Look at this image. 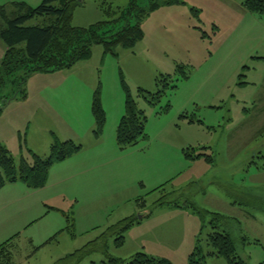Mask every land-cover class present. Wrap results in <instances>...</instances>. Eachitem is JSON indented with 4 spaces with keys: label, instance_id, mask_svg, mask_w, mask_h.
Masks as SVG:
<instances>
[{
    "label": "rangeland",
    "instance_id": "obj_1",
    "mask_svg": "<svg viewBox=\"0 0 264 264\" xmlns=\"http://www.w3.org/2000/svg\"><path fill=\"white\" fill-rule=\"evenodd\" d=\"M77 1L72 24L87 27L111 19L107 12L124 9L131 0ZM19 2L36 8L41 0H0V6L10 12ZM138 2L157 4L141 23L143 42L117 46L115 55L94 45L90 58L69 69L33 73L24 95L19 93L0 112V143L16 164L21 157L30 161L29 151L46 158L52 143L67 140L93 147L88 157L99 164L89 189L65 178L72 164H53L49 191L42 197L56 195L46 204L59 209L45 205L43 215L28 224L24 216L32 199L26 197L24 184L7 182L0 188L11 230L18 232L12 239L13 264H52L132 214L142 217L141 224L125 232L121 247L114 245L116 235L99 241L109 255L127 260L142 251L187 264L188 255H181L186 230L175 225H200L201 218L191 208H175L185 204L222 214L218 230L230 234L237 255L248 264H264V59L257 58L264 54V16L245 10L242 0ZM249 17L262 19V25L254 27ZM214 26L219 32L211 39ZM5 49L0 39V63ZM179 66L188 77L178 78L175 89H165L151 103L164 75L174 77ZM123 85L146 122L144 138L119 148L115 136L125 111ZM97 88L105 123L95 143L91 106ZM185 150L211 154L214 163L188 159ZM210 218L205 216L201 228L205 263L226 264L223 257L209 254ZM158 221L164 225L154 229ZM106 260L98 249L78 264Z\"/></svg>",
    "mask_w": 264,
    "mask_h": 264
},
{
    "label": "trees",
    "instance_id": "obj_2",
    "mask_svg": "<svg viewBox=\"0 0 264 264\" xmlns=\"http://www.w3.org/2000/svg\"><path fill=\"white\" fill-rule=\"evenodd\" d=\"M78 3L80 1L77 0H41L38 7L32 8L19 2L12 5L14 7L10 12L0 6V39L6 48L0 63V112L9 101L17 98L19 93L24 95V84L33 73H49L69 69L78 61L90 58L94 45H102L104 54L113 55H115L114 50L117 46L132 47L143 38L141 23L157 7L156 3L141 6L138 0H131L124 9L107 12L109 15H113L111 19L87 27H78L72 24L73 10ZM241 4L249 12L264 16V0H242ZM186 71L183 66H179L174 77L170 74L164 75L161 89L152 94L150 102L159 101L165 89H175L178 78L188 77ZM5 88L9 90L3 94ZM98 88L94 92L91 106L95 124L93 134L96 137L102 134L105 123V112L100 105ZM123 89L127 93L125 111L118 123L115 136L119 148L135 145L144 138L146 122L143 111L137 109L136 103L127 92L125 85H123ZM139 90L142 91V89ZM80 149L81 145L72 140L55 141L50 145L46 158L29 151L31 160L21 157L20 162L16 164L8 149L0 143V188L7 182L18 181L30 188H41L47 182L50 167ZM184 154L191 160L202 157L208 163L213 161L211 155L203 153L192 155L185 150ZM143 205H145L144 202L140 206ZM175 207L191 208V211L197 213L201 218V228L206 222L205 216H211L208 226L212 231L206 235L207 244L213 249L209 253L210 255L223 257L226 264H248L237 255L235 243L230 234L225 230H218L219 220L223 218L222 214L199 210L193 204L175 205ZM141 219L142 217L135 215L120 219L109 226L97 240L88 242L52 264H78L84 257L98 249L107 257L104 264H172L165 258L154 257L142 251L136 252L127 260L113 257L108 254L106 244L99 243L109 235H116L114 245L121 247L125 241V232L133 225L139 224ZM66 220L69 223L68 216H66ZM70 225L71 223H69ZM201 231H199L195 245L188 255L187 264H206V254L200 244ZM17 235L0 244V264H13L12 239Z\"/></svg>",
    "mask_w": 264,
    "mask_h": 264
},
{
    "label": "crops",
    "instance_id": "obj_3",
    "mask_svg": "<svg viewBox=\"0 0 264 264\" xmlns=\"http://www.w3.org/2000/svg\"><path fill=\"white\" fill-rule=\"evenodd\" d=\"M241 6H242V4H241ZM245 10H247V9H245ZM249 18H250V21L252 22V25L254 27H258V26L262 25V21H261L262 19H260L259 17H258L259 19H256V17H249ZM214 28L216 30L211 35V37H210L211 39L214 38L217 35V33L219 32L218 26H214ZM144 37H145V35H143V38L141 39L142 41L140 40V42H143ZM257 58L264 59V54H260L259 56H257ZM238 83L244 84V83H246V81L239 80ZM252 84H254V83H252ZM91 129L93 130L94 127ZM100 136L96 137L93 134L95 143L99 142V140L101 138ZM91 148H93V147H91ZM91 148L85 149V147L83 145H81V149L78 152H76L75 154L71 155L70 157L66 158L63 161L58 162L59 164H62L63 162H68V164H72V167L69 169V173L66 172L65 178L74 179L77 183L82 184L84 186V189H89L91 187V184H89V183L92 181H96L98 178L97 174H96V177L92 176V174L94 173L93 172L94 169H99V164L96 163V161H94L90 157H88L90 150H92ZM211 156L213 158V155H211ZM200 159H203V158L200 157V158H197L194 160H196L198 162V160H200ZM205 162H207V161H205ZM212 163H214V159L211 162V164ZM52 166L50 167V169L52 168ZM50 169L48 172L47 182H46L45 186H43L41 188L34 189V188L27 187L24 184V186L26 188V189H24L25 190L24 193H26V197H29L32 199L31 205L27 204V206H26L27 209H26L24 217H26L27 220H26L25 224H28L31 221L33 222V220L35 221L37 218L41 217L43 215L42 211H43V208L45 205H49V207H51L52 209H57V210L59 209L56 206V204H46V203H51L50 201L56 199V195H52L51 193H49V196H47V199L42 197V194L46 193V195H47L48 194L47 191H49L48 188L50 186V183H49ZM61 181H63V180H61ZM19 199H20V197H19ZM7 208H8V205H7L6 200H4V198L0 199V244L3 241L7 240L8 238L18 234V232L15 233V230H11V224L9 223V220H8ZM175 208H181V207H175ZM184 209H188V208H184ZM175 211L178 212V210H175ZM132 215H135V214H132ZM150 215H151V213H148V215L144 216L143 219L149 218ZM129 216H131V215H129ZM125 217H127V216H125ZM140 224H141V222L139 224L133 225L132 227H134L136 225L139 226ZM163 225H164L163 221H158L156 224L153 225V228L154 229L159 228ZM175 226H178L180 229L186 230V233L184 236L185 240H187L186 248L183 252H181V255L182 256H184L185 254L189 255L191 253L190 251H192V250H190L189 246L193 245L192 247H194L197 235L199 234V231L201 230V223L199 225L198 222L196 223V221L195 222L191 221L189 223L185 222V223L176 224ZM160 236L165 237V238H169L168 237L169 234H167L165 231L164 232L160 231ZM154 237H155L156 241H158V240L166 241V240L158 239L157 236H154ZM191 249H193V248H191Z\"/></svg>",
    "mask_w": 264,
    "mask_h": 264
}]
</instances>
